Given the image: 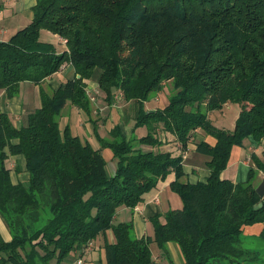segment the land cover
Returning <instances> with one entry per match:
<instances>
[{
	"label": "trees",
	"instance_id": "obj_1",
	"mask_svg": "<svg viewBox=\"0 0 264 264\" xmlns=\"http://www.w3.org/2000/svg\"><path fill=\"white\" fill-rule=\"evenodd\" d=\"M43 29L68 49L42 40ZM67 61L79 76L52 93L42 89L27 124L16 127L0 113V214L12 235L5 241L0 232V264H60L108 230L115 241L105 244L107 264H158L152 242L178 243L185 264H264V229L253 237L260 246L244 239L252 237L246 226L264 223V0H37L32 21L0 41V91L12 97L21 82L43 83ZM96 76L108 100L120 92L127 105L123 125L99 138L100 149L60 127L70 104L92 114L86 80ZM166 88L169 103L146 110ZM233 102L240 104L234 128L218 127L210 112ZM132 120L129 135L123 126ZM159 129L183 151L198 129L215 137L197 146L209 157L206 181H182L184 153L156 149ZM249 137L262 157L252 155L245 182L222 177L234 146ZM103 148L117 158L112 174ZM19 154L28 185L14 183L6 164ZM171 171L183 206L153 218L152 236L116 221Z\"/></svg>",
	"mask_w": 264,
	"mask_h": 264
},
{
	"label": "crops",
	"instance_id": "obj_2",
	"mask_svg": "<svg viewBox=\"0 0 264 264\" xmlns=\"http://www.w3.org/2000/svg\"><path fill=\"white\" fill-rule=\"evenodd\" d=\"M36 2L37 0H0V41L9 40L19 29L24 28L32 21L33 7ZM43 32L50 31L43 30ZM47 41L53 43L59 53L68 49L65 40L58 34H54L52 40ZM78 76L73 64L67 61L58 72L47 78L43 83L36 84L32 81L21 82L19 92L12 97H9L6 90H1L0 113L8 114L13 124L16 127H21L27 124L29 113L42 105V89L48 93H52L61 85ZM86 88L88 95L92 93L95 96V100L91 101L93 107L92 114L89 115L83 109L70 104L60 118V127L62 131L69 127L71 134L78 136L83 142H89L95 149H100L101 143L99 138L109 137L111 130L116 125H123L121 110L127 105L120 92L116 94L115 100L110 102L107 99L106 93L99 88L97 76L86 80ZM99 97H102L103 104L98 103ZM168 103L169 94L166 88L146 101L145 109L156 110L164 108ZM134 123L135 121L132 120L126 126H123L127 134L131 135L133 133ZM138 133L143 135L145 129L140 127ZM158 134L162 144L156 147V149L171 151L175 156L184 153L182 155L184 175L181 178L183 182L196 183L207 180L210 175V168L208 166L209 157L207 155L205 165L201 168L185 163L184 159L189 151L198 150L197 146L200 141H206L214 145L216 143L215 137L206 134L202 129H198L189 141L186 150L183 151L181 143L176 140L173 134L160 129L158 130ZM143 148L155 149V147L147 144H144ZM102 152L107 160L109 173H114L117 168V158L114 157L113 151L110 148H103ZM257 152L262 154V146L252 137L246 138L243 146H234L230 162L222 172V177L231 179L234 182H241L245 177L247 179L249 169L253 165L252 155ZM6 164L11 171V178L14 183L20 182L28 185L30 175L26 168L25 156L22 154L9 156ZM235 166V170L232 171ZM175 179L176 173L175 171H171L165 179L159 181L155 188L145 194V200L142 203H139L134 208L124 207L120 209L116 215V221H132L134 234L139 238L148 235L152 236L154 234L153 218L159 216L163 220L169 211L181 209L183 206L181 196L171 187V183ZM263 229L264 223H255L246 226L244 233L248 236L258 237ZM0 232L5 241L12 239L10 228L1 214ZM114 241L113 231L108 230L106 234H101L95 238L87 251L75 250L60 264H107L105 244L107 242L113 243ZM150 247L153 257L158 264H185L181 248L176 242H169L166 249L160 247L156 242H152Z\"/></svg>",
	"mask_w": 264,
	"mask_h": 264
},
{
	"label": "rangeland",
	"instance_id": "obj_3",
	"mask_svg": "<svg viewBox=\"0 0 264 264\" xmlns=\"http://www.w3.org/2000/svg\"><path fill=\"white\" fill-rule=\"evenodd\" d=\"M43 30H46V29H43ZM43 30H41L42 40H45V41L52 40V37L55 33L51 32V31L45 33V32H43ZM115 98H116V94L113 95L112 98H110L111 100H109V101L113 102L115 100ZM91 101H93V100L91 99ZM98 103L103 104L102 97L98 98ZM123 109L121 110V114L123 113ZM239 113H240V104L234 103V102L230 103V104H226L222 108H219V109H216V110H213L210 112L213 122L215 124H217L218 126L224 127L226 129H233L234 128L235 122H236V119H237ZM156 135L159 136V134H156ZM256 155L262 156V154L259 152H257ZM184 162L187 164L197 166L198 168H201L202 166L205 165L206 155L204 153L198 151V150H192L186 154ZM235 168H236V166L234 167V169L232 171H234ZM260 174L262 175V173H260ZM245 178H244V180L241 181V183L245 182V180H246ZM244 239H245L246 243L251 245V246H260L261 241L255 239L253 237H247Z\"/></svg>",
	"mask_w": 264,
	"mask_h": 264
},
{
	"label": "built area",
	"instance_id": "obj_4",
	"mask_svg": "<svg viewBox=\"0 0 264 264\" xmlns=\"http://www.w3.org/2000/svg\"><path fill=\"white\" fill-rule=\"evenodd\" d=\"M89 96H90V98H91L92 100H95V97L93 96L92 93H89ZM80 263H81V261H80Z\"/></svg>",
	"mask_w": 264,
	"mask_h": 264
},
{
	"label": "water",
	"instance_id": "obj_5",
	"mask_svg": "<svg viewBox=\"0 0 264 264\" xmlns=\"http://www.w3.org/2000/svg\"><path fill=\"white\" fill-rule=\"evenodd\" d=\"M114 90H115V88H114ZM261 205H262V203L259 204V206H261Z\"/></svg>",
	"mask_w": 264,
	"mask_h": 264
}]
</instances>
